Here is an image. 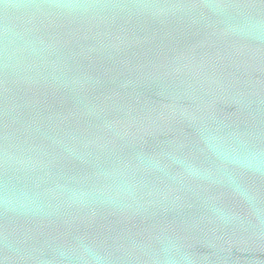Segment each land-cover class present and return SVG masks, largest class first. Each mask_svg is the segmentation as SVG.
<instances>
[{
  "label": "water",
  "instance_id": "obj_1",
  "mask_svg": "<svg viewBox=\"0 0 264 264\" xmlns=\"http://www.w3.org/2000/svg\"><path fill=\"white\" fill-rule=\"evenodd\" d=\"M0 264H264V0H0Z\"/></svg>",
  "mask_w": 264,
  "mask_h": 264
}]
</instances>
